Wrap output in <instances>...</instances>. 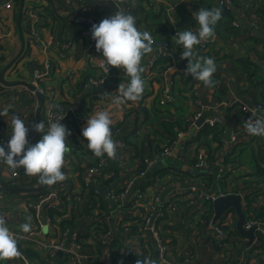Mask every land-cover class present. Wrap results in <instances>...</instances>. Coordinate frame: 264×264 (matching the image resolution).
I'll return each mask as SVG.
<instances>
[{
  "label": "crops",
  "instance_id": "obj_1",
  "mask_svg": "<svg viewBox=\"0 0 264 264\" xmlns=\"http://www.w3.org/2000/svg\"><path fill=\"white\" fill-rule=\"evenodd\" d=\"M13 2V10L0 9V111L13 106L7 117L0 116V136L11 135V117L16 114L25 121L29 137L33 123L45 122L52 103L65 110L69 121L63 125L71 132L67 137L70 151L62 169L64 181L41 192L20 193L8 185L14 171L19 172L17 188L41 187L38 177H29L23 169L13 170L4 163L0 169L4 187L2 209L9 224L21 231L20 225L30 217L31 230L37 231L44 243L53 246L45 249L21 244L19 247L27 255L28 263L137 264L131 253L133 243L124 233V228L129 226L134 235L131 237L140 238L148 258L155 264H264L263 237L256 232L255 240L249 244L237 229L238 218L233 210L224 216L228 222L223 226L227 234L223 241L218 240L214 229V215L211 223L202 221L211 203L206 197L229 194L242 196L246 223L264 220V137L250 136L243 127L252 117L243 110L244 106L264 107V0H234L232 32L215 31V38L205 48L202 44L196 47L198 56L212 58L217 66L213 76L216 83L211 88L190 74L185 75L188 61L181 59L183 49L175 37L177 31H196L198 23L194 13L201 8L222 7L215 0ZM22 4L24 14L20 25ZM172 7L177 9L176 13L168 11ZM121 10L134 15L138 30L149 32L155 44L154 52L142 60L145 86L141 98L117 105L114 98L118 87L128 83L129 78L114 68V78L104 85L85 86L90 77L102 78L98 64L103 58L102 53H97L95 42L90 41L91 29L75 23L74 19L81 16L99 24ZM158 41L169 43L170 49L160 57L156 68L151 69L148 63ZM49 62L52 71L40 87L49 93L50 99L34 95L27 86L16 85L33 86L35 70L43 69ZM9 65L12 66L2 76V82L1 74ZM165 88L174 95V103L162 102ZM105 110L112 119V139H126L134 146L127 145V156L122 160L117 153L115 159L105 155L107 169L97 181L86 186L80 169L102 158L88 149L82 130L91 115ZM198 113H202V123L200 119L195 120ZM217 128L224 129L221 147L209 135V131ZM205 138L216 151L212 162L209 158L213 151L200 142ZM166 148L169 153L160 157ZM200 153L209 161L206 170L195 168ZM145 160H152V165L142 176ZM221 172L223 177L218 178ZM96 189H107L115 198L98 194L105 200V207L103 211L88 214L91 192L97 194ZM62 190L81 198L74 199V204H66L62 198V206L54 208L52 205ZM139 192L141 198L137 196ZM153 197L174 205L169 209L167 206L156 231L141 227ZM170 216H173L172 223ZM63 221H72L74 227L64 230L60 226ZM171 224L173 230L168 228ZM100 229L102 232L98 234ZM103 229L111 231L110 247L100 237ZM159 239L172 244V260L163 259L161 252L156 254L160 251ZM0 264L24 263L14 258Z\"/></svg>",
  "mask_w": 264,
  "mask_h": 264
},
{
  "label": "clouds",
  "instance_id": "obj_2",
  "mask_svg": "<svg viewBox=\"0 0 264 264\" xmlns=\"http://www.w3.org/2000/svg\"><path fill=\"white\" fill-rule=\"evenodd\" d=\"M194 19L198 23L196 31H179L175 37L176 43L183 49L181 59L188 61L185 75L190 74L193 79L211 88L216 83L213 79L217 71L215 61L212 58L198 56L195 49L203 42L215 38V26L222 19V9L201 8L194 13ZM91 37L95 41L97 53H102L103 65L108 69H120L129 78L128 83L119 85L114 103L119 105L138 101L145 86L142 78L145 71L142 60L154 52L152 35L147 31L138 30L134 15L121 10L116 11L110 18L103 19L99 24H94L91 28ZM12 107V105L5 107L0 111V116L7 117ZM62 119L50 121L47 131L44 121L33 123L32 130L43 135L36 144L30 145L29 129L25 126V121L19 115L13 114L8 150L0 145V163L13 170L23 169L24 174L29 177H38L41 185L52 186L64 181L66 176L62 169L65 156L70 151L67 137L71 132L60 122ZM111 125L112 119L105 110L91 115L87 126L82 130L88 149L98 158L105 155L109 159L116 158L117 144L112 139ZM243 127L250 136L264 137V116L256 119L251 117L243 123ZM26 221L20 225V230L23 233H30L31 218L27 217ZM20 256L18 236L7 227L6 217L0 215V261ZM137 264L155 262L146 258L138 259Z\"/></svg>",
  "mask_w": 264,
  "mask_h": 264
},
{
  "label": "built area",
  "instance_id": "obj_3",
  "mask_svg": "<svg viewBox=\"0 0 264 264\" xmlns=\"http://www.w3.org/2000/svg\"><path fill=\"white\" fill-rule=\"evenodd\" d=\"M215 1L217 2V4L219 6L225 7L229 10H231L234 6V0H215ZM1 8L9 10V11L13 10L14 9L13 0H0V9ZM168 11L176 13L177 9L175 7H172L170 9H168ZM114 14H115V12H114ZM32 17H33V15H32ZM74 22L77 24H80V25L87 26L90 29L95 24L94 21H92L90 19H86V18L81 17V16L76 17L74 19ZM254 25H256V23ZM235 26H238V25L235 24ZM177 33H178V31L176 32V35H177ZM35 35L38 36L37 33H35ZM90 41H91V43L95 42L92 39V37H91ZM208 43H209V40L207 42H203L202 48H205ZM154 44H155V42H154ZM155 49H156V52L152 56V58L150 59V61L148 63L149 67L151 69L156 68V65L159 62L161 55L168 52V50L170 49L169 43L164 42V41H158V44L155 45ZM98 68H99V71L101 73L102 78L99 79V78L90 77L87 81V84L85 85L86 87H90V86L100 87V86L104 85L106 82H108L114 78V68L108 69L106 65H103L102 59L100 60V62L98 64ZM51 71H52V64L50 62L47 63L43 69H36L35 70L34 76H33V81H32V85L35 87V90H31V92L34 95L41 94V95L47 96L49 99L51 98L49 93H47L42 87H40V83L51 73ZM162 97H163V99H162L163 103H174L176 100L169 88H165L163 90ZM243 110L248 112L253 117V119L261 117L264 114V107L261 105H256L255 107L244 106ZM63 117H64V119H62ZM201 118H202V113H198L195 117V120L198 121ZM59 119H62L60 121L62 124H66L69 121V117H67L65 110L63 108H59V107L54 106V103H52L50 105V107L47 109L46 116H45L46 131H47V128H48L50 121L55 122ZM38 134H39L38 132H35L32 130L30 136L28 137L30 145L34 144ZM9 139H10V136L4 135V134L0 136V145L4 146L6 151L8 150L7 145H8ZM113 140L117 144L116 153H117L118 158L121 160L126 158V156H127V145L118 137L114 138ZM168 153H169V149L166 148L165 151L160 155V157H165ZM2 164L3 163H0V169L2 167ZM145 165H146L145 170H143L140 173L142 176L146 175L147 169H148L147 167H150L152 165V160H145ZM208 166H209V161L207 159V156L204 153H200L197 157L195 168L198 170H206L208 168ZM107 167H108V160L106 158H104L96 166L89 168V169H85L83 176H82L83 183L86 186L92 185L94 183V181H97V179L102 176V174L105 172ZM18 178H19V172L14 171L13 177H12L13 180L10 182V184H8L9 187H12V188L19 187ZM3 189H4L3 184L0 181V204H2ZM95 192L97 194L106 193V195L115 198V196H113L111 193H109V191L107 189L106 190L96 189ZM64 196H68V192L62 190L60 196L54 201L52 206L54 208H58V207L62 206V198ZM137 196L139 198L142 197L140 192L138 193ZM220 196H222V195H219L218 197H220ZM218 197H216L215 195H210V196L206 197V200L208 202H213ZM74 199H76L77 201L79 200V198H77V197H74ZM167 206H168V209L171 207H174V205L168 204L167 201H164V202L161 201V199L159 197H153L152 200L150 201V203L148 204L147 211H146L145 217H144V221H143L141 227L145 230L156 231L157 230V222L164 218L163 212L167 211ZM0 215L5 216L1 206H0ZM224 216L214 225V229L218 234V240H220V241H223L227 238V234L224 231L223 226L227 224L225 219L228 220V218H224ZM6 220H7V218H6ZM210 225H212V224H210ZM7 227L10 229L11 232H13L14 234H16L18 236V249L21 253V256L18 258L24 264H29V263L27 261V255L19 247L21 244L26 243L28 245H33L36 247H43L45 249H50L53 247L49 244L44 243L42 240H40L39 239V233L37 231H35L34 229L31 230L30 233H23L22 231L14 230L8 221H7ZM245 228L247 230H250L252 228H256V232L259 233L264 239V220H261V221L248 220L246 225H245ZM132 232L133 231L129 226L124 228V233L126 234L128 239L131 240V242L133 243V248L131 249L132 255L137 260L148 258V254L144 251L140 238L138 236L137 237H131V235H133ZM67 235H68V231L64 234V236L66 237ZM100 237L104 241V244L107 247H110V245L112 243L111 231L107 230V231L103 232V234ZM159 248H160L161 254L163 256H166L168 253V248H170V246L168 244H166L163 239H159ZM54 249L58 250V249H62V248L61 247H54Z\"/></svg>",
  "mask_w": 264,
  "mask_h": 264
},
{
  "label": "trees",
  "instance_id": "obj_4",
  "mask_svg": "<svg viewBox=\"0 0 264 264\" xmlns=\"http://www.w3.org/2000/svg\"><path fill=\"white\" fill-rule=\"evenodd\" d=\"M236 3H234V6H233V9H235V5ZM222 9V19L218 22V24L215 26V31L217 32H222V31H227L228 33L229 32H232V22H233V14L231 13L232 10H229L225 7H219ZM163 56V54L161 55ZM217 93H221V96H223L224 94L222 93V91L220 90H217ZM60 108V107H59ZM0 125H2L0 123ZM223 131L224 129L222 130L221 128H217V129H214V130H211L209 131V135H213V142L215 144H217L218 146L221 147V142L220 140H222L221 136H223ZM114 132V131H113ZM207 138L205 139H201L200 142H202V146L206 147L208 150H211L213 151L212 154H211V157L209 158V161L212 162L216 159V151L214 153V149H213V146H212V143H208ZM126 145H132L134 146V143L130 142V141H127L126 139H123L122 140ZM219 147H216V150H218ZM98 163V162H97ZM96 163V164H97ZM93 166V165H92ZM87 169V168H86ZM85 169L81 168L80 169V175L83 176V173H84ZM91 196H92V203L88 204V206H90L88 208V214H90V212H99V211H103V208L105 207V200L102 198L101 195H98V194H95L93 191L91 192ZM74 197H77V198H81L80 195L78 196H65L63 197L64 199V202L66 204H70V203H73L74 204ZM147 202V201H146ZM211 215H214V210H213V206H212V202L210 204H208V206L206 207V212H205V215H203L202 217V221L206 224H209L211 223ZM60 226L65 230L67 227H74V223L71 221H63ZM223 229H225L223 227ZM107 231L106 229H103V232ZM99 234V233H98ZM99 240V239H98ZM101 244V242H100ZM132 251V250H131ZM131 257V255H128ZM136 259V258H135ZM137 263V262H136ZM97 264V263H96Z\"/></svg>",
  "mask_w": 264,
  "mask_h": 264
},
{
  "label": "water",
  "instance_id": "obj_5",
  "mask_svg": "<svg viewBox=\"0 0 264 264\" xmlns=\"http://www.w3.org/2000/svg\"><path fill=\"white\" fill-rule=\"evenodd\" d=\"M24 12V4L21 5V11L19 15V24H22V19H23V13ZM20 57V56H19ZM18 57V58H19ZM12 65H9V67L3 71L1 74V81H3L2 76L5 74V72L11 67ZM16 85H23L31 88V90H35V87L27 84V83H16ZM41 101L43 102V97L40 96ZM200 123L203 122V119L199 120ZM198 122V123H199ZM37 139L35 144L39 141L40 138ZM212 169V166L210 167L209 171ZM47 189L46 185H42L41 187L37 189H30V188H16L12 189L16 192L20 193H36V192H41ZM213 210H214V216L212 223L215 225L228 211L233 210L238 218V223H237V229L239 230V233L247 240H249V244H252L253 241L256 238V228H252L250 230H247L245 228L246 224V214L243 210V203H242V196L241 195H236V194H229V195H222L218 197L216 200L212 202ZM160 251L157 252L156 254L159 255Z\"/></svg>",
  "mask_w": 264,
  "mask_h": 264
},
{
  "label": "rangeland",
  "instance_id": "obj_6",
  "mask_svg": "<svg viewBox=\"0 0 264 264\" xmlns=\"http://www.w3.org/2000/svg\"><path fill=\"white\" fill-rule=\"evenodd\" d=\"M235 139H233V142H235L236 141V137H234ZM35 144V143H34ZM33 144V145H34ZM102 159H104V158H102ZM102 159H100L99 161H98V163L102 160ZM97 163V164H98ZM97 164H94L93 166L91 165V166H88L87 167V169H89V168H92V167H94V166H96ZM232 170L233 171H235V168L234 167H232ZM223 177V175H222V172L218 175V178H222ZM0 206H1V208L3 207V203L2 204H0ZM227 215V214H226ZM172 220H173V216H170V223H172ZM225 221L226 222H228V220L227 219H225ZM172 226V224L170 225V227H168V228H171L172 230H173V228L171 227ZM101 232H102V229H100L99 230V234H101ZM168 245L170 246V248H168V253H167V255L165 256V258H163V259H165V260H169V259H173V252H174V248H173V246H172V244H170V243H168ZM190 260H192V259H190Z\"/></svg>",
  "mask_w": 264,
  "mask_h": 264
}]
</instances>
